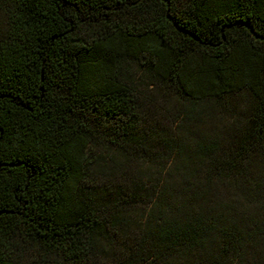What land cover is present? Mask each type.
Returning <instances> with one entry per match:
<instances>
[{
  "label": "trees",
  "instance_id": "trees-1",
  "mask_svg": "<svg viewBox=\"0 0 264 264\" xmlns=\"http://www.w3.org/2000/svg\"><path fill=\"white\" fill-rule=\"evenodd\" d=\"M0 264H264V0H0Z\"/></svg>",
  "mask_w": 264,
  "mask_h": 264
}]
</instances>
